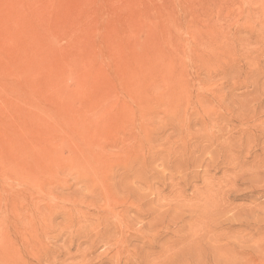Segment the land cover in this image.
I'll return each mask as SVG.
<instances>
[{
    "label": "rangeland",
    "instance_id": "374dc122",
    "mask_svg": "<svg viewBox=\"0 0 264 264\" xmlns=\"http://www.w3.org/2000/svg\"><path fill=\"white\" fill-rule=\"evenodd\" d=\"M0 264H264V0H0Z\"/></svg>",
    "mask_w": 264,
    "mask_h": 264
}]
</instances>
